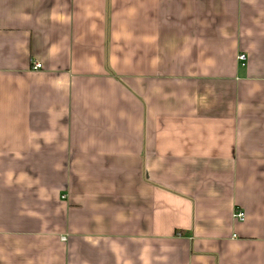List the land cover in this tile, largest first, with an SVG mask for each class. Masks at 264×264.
I'll return each mask as SVG.
<instances>
[{
  "label": "crops",
  "instance_id": "obj_1",
  "mask_svg": "<svg viewBox=\"0 0 264 264\" xmlns=\"http://www.w3.org/2000/svg\"><path fill=\"white\" fill-rule=\"evenodd\" d=\"M0 264H264V0H0Z\"/></svg>",
  "mask_w": 264,
  "mask_h": 264
},
{
  "label": "built area",
  "instance_id": "obj_2",
  "mask_svg": "<svg viewBox=\"0 0 264 264\" xmlns=\"http://www.w3.org/2000/svg\"><path fill=\"white\" fill-rule=\"evenodd\" d=\"M239 60L243 63V62H246L247 60V57L246 55L242 54L239 56ZM42 69V65L40 64H37L35 67H34V70H41ZM235 218L236 220L238 221H244L245 220V213L242 212V211H238L236 212L235 214Z\"/></svg>",
  "mask_w": 264,
  "mask_h": 264
}]
</instances>
